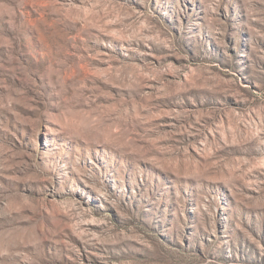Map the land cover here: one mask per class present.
Here are the masks:
<instances>
[{"label":"rangeland","instance_id":"374dc122","mask_svg":"<svg viewBox=\"0 0 264 264\" xmlns=\"http://www.w3.org/2000/svg\"><path fill=\"white\" fill-rule=\"evenodd\" d=\"M0 264H264V0H0Z\"/></svg>","mask_w":264,"mask_h":264}]
</instances>
